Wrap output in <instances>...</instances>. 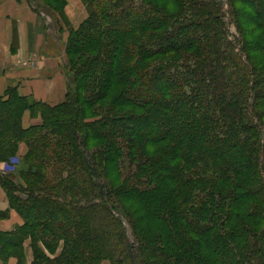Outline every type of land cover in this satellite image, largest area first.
<instances>
[{"label": "trees", "instance_id": "16d2710c", "mask_svg": "<svg viewBox=\"0 0 264 264\" xmlns=\"http://www.w3.org/2000/svg\"><path fill=\"white\" fill-rule=\"evenodd\" d=\"M84 1L63 99L0 95V159L29 163L1 264L27 237L30 264H264V0Z\"/></svg>", "mask_w": 264, "mask_h": 264}, {"label": "rangeland", "instance_id": "374dc122", "mask_svg": "<svg viewBox=\"0 0 264 264\" xmlns=\"http://www.w3.org/2000/svg\"><path fill=\"white\" fill-rule=\"evenodd\" d=\"M15 2L19 4L18 20L24 23L27 27L28 52L26 55L17 56L14 59V64L21 68H31V69L36 67L39 61L42 64H49L51 66L54 65V67L57 65V67L60 68V74L62 78H64V91L61 97V99H63L67 87V79H66L67 75L72 73L71 71L68 70L69 69L68 64L70 63V59L65 49V45L69 36L70 28L76 27L87 17L86 3L84 0H63V2H60L58 5L57 4L53 5L52 7L47 5L51 10L45 8V10H43L45 18H43V16L37 14L26 2L24 1L18 2L17 0H15ZM227 8H229V5L228 3L225 2L224 9L227 10ZM236 10L237 12H239L240 10L239 7H237ZM44 19L57 21V30H58L57 32L60 34L58 39L54 40L52 34L48 32V26L45 25ZM228 28L231 33L236 34L235 23L232 22V20L231 23L229 22ZM242 34L243 36L248 35V33L245 31H243ZM16 40H18V38L17 35L15 34L13 40V50L16 49L15 48V46L17 45ZM39 43H40L39 49H36L35 46L36 44ZM248 48L245 50L249 56H252L253 59V56L257 54V51L254 49L248 50ZM263 51L264 50L262 48L260 52ZM262 60L263 59H261V61H258L257 59H253L255 63L257 62L258 66H256V68L260 70V72L263 71L262 69H264V63L260 64ZM31 98L34 99L33 97ZM35 116L39 117V114ZM39 122H40V117L38 123ZM262 136L264 141V133ZM20 143H24V142L21 141L18 143L16 151L13 155L5 159L4 158L0 159V170L3 172L4 175L12 176L13 181L16 182L18 186L25 184L27 177L24 176L22 172L26 170L29 164L24 159V155L27 151V146L24 143L25 152L20 154L19 153ZM123 179H124V173L120 178V183L123 182ZM0 184L1 187L3 188V191L6 195L8 202V207L6 211L9 212L10 210H13L23 220L21 214L10 203L7 190L1 182V176H0ZM127 206H129V204ZM16 227L17 226H15L12 230H14ZM25 241L28 243L25 244ZM60 249L61 246L59 245L57 247L56 253H58ZM26 251L28 252L31 251V257H32L30 238L28 237L24 239V243H23V254L25 257V264H27ZM10 257L16 258L15 256H10ZM0 264H1V259H0ZM100 264H112V262L109 259L105 258L102 259Z\"/></svg>", "mask_w": 264, "mask_h": 264}, {"label": "crops", "instance_id": "0c3cea01", "mask_svg": "<svg viewBox=\"0 0 264 264\" xmlns=\"http://www.w3.org/2000/svg\"><path fill=\"white\" fill-rule=\"evenodd\" d=\"M19 4L15 0H0V95H5L7 86H16L21 95L33 97L35 100L56 103L64 91V78L57 65L42 64L40 61L34 68H21L14 64L17 56L27 54L28 40L27 27L18 20ZM56 30L52 32L53 39L59 37ZM15 34L18 40L13 50ZM51 34V33H50ZM40 43L35 48L39 49ZM42 56V55H41ZM59 66V65H58ZM39 117L31 115L27 110L22 117L23 126L38 123ZM25 152V144H19V153ZM3 172L0 170V176ZM8 202L0 184V210H6ZM23 220L10 210L8 215L0 219V230L11 231L15 226L21 225ZM28 242L25 241V244ZM31 251H26L27 264L31 261ZM17 259L9 257L7 264H16Z\"/></svg>", "mask_w": 264, "mask_h": 264}]
</instances>
